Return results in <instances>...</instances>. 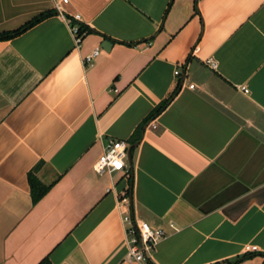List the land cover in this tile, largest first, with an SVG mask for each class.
Segmentation results:
<instances>
[{
    "label": "crops",
    "instance_id": "crops-1",
    "mask_svg": "<svg viewBox=\"0 0 264 264\" xmlns=\"http://www.w3.org/2000/svg\"><path fill=\"white\" fill-rule=\"evenodd\" d=\"M62 1L0 0V264H264V0ZM125 211L166 232L145 262Z\"/></svg>",
    "mask_w": 264,
    "mask_h": 264
},
{
    "label": "built area",
    "instance_id": "built-area-1",
    "mask_svg": "<svg viewBox=\"0 0 264 264\" xmlns=\"http://www.w3.org/2000/svg\"><path fill=\"white\" fill-rule=\"evenodd\" d=\"M69 0H63L62 3H68ZM55 8L61 15L64 16L62 11L61 2L55 3ZM65 17V16H64ZM69 25L71 26V31L75 38L76 47H80L83 42L84 37L87 32H82L80 29V24H83V20L80 15H75L73 18L65 17ZM100 54L99 50H95L92 54L88 55L83 59L85 66H91L95 58ZM207 63L213 68L216 64L209 60ZM175 75H181L180 71H176ZM194 89V85H191ZM245 93H249L246 87H242ZM152 130H157V125L152 123L150 125ZM129 144L124 140H110L104 149L103 154L95 164V170L99 174L103 173H120L125 171L127 165L126 162L129 158L128 154ZM129 203L128 196L123 197L120 201V209H126ZM123 224L126 229V245H127V261L142 263L147 260V257L152 255L157 243L163 239L166 232L162 228H153L147 222L134 220L127 211L123 212ZM247 251H256L257 247L247 246Z\"/></svg>",
    "mask_w": 264,
    "mask_h": 264
},
{
    "label": "trees",
    "instance_id": "trees-1",
    "mask_svg": "<svg viewBox=\"0 0 264 264\" xmlns=\"http://www.w3.org/2000/svg\"><path fill=\"white\" fill-rule=\"evenodd\" d=\"M37 21H38V19H36L34 22H37ZM80 29L82 32H87V34L89 33V30L83 24H80ZM17 33H15V34H17ZM10 36L11 35L5 34V35H0V38L6 39V38H9ZM168 101L169 100H166L161 105H159L155 109V114L163 111L166 108V106L168 105ZM29 182H30V186H31L32 201L34 204H36L49 192L50 187L45 186L43 183H41L37 179V177L34 175V173H32V172L29 174ZM39 264H51V262L48 258H46L43 261H41Z\"/></svg>",
    "mask_w": 264,
    "mask_h": 264
},
{
    "label": "water",
    "instance_id": "water-1",
    "mask_svg": "<svg viewBox=\"0 0 264 264\" xmlns=\"http://www.w3.org/2000/svg\"><path fill=\"white\" fill-rule=\"evenodd\" d=\"M130 151H131V150H129V155H130Z\"/></svg>",
    "mask_w": 264,
    "mask_h": 264
}]
</instances>
